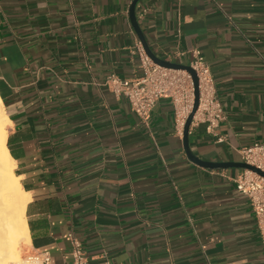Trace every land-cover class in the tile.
<instances>
[{
    "label": "crops",
    "instance_id": "1",
    "mask_svg": "<svg viewBox=\"0 0 264 264\" xmlns=\"http://www.w3.org/2000/svg\"><path fill=\"white\" fill-rule=\"evenodd\" d=\"M131 2L0 0V98L30 197L28 249L70 262L73 232L91 261L264 264L235 183L245 167L191 160L169 97L145 123L109 83L143 73ZM136 14L158 56L188 64L197 47L211 66L225 117L215 133L191 125V151L243 161L239 148L264 140V0H139Z\"/></svg>",
    "mask_w": 264,
    "mask_h": 264
},
{
    "label": "built area",
    "instance_id": "2",
    "mask_svg": "<svg viewBox=\"0 0 264 264\" xmlns=\"http://www.w3.org/2000/svg\"><path fill=\"white\" fill-rule=\"evenodd\" d=\"M179 29V28H178ZM139 42L143 73L132 78H109L114 92L124 94L132 109L141 120L148 123L151 112L161 97H169L174 104L175 129L183 136L186 121L195 103V85L191 72L183 67H172L155 62ZM181 51H178L180 54ZM192 58L188 63L197 74L199 103L193 114L191 125L205 124L209 133H215L220 121L225 117L224 108L218 97L214 75L210 64L197 47L191 49ZM218 140H223L218 137ZM243 161L264 170V140L239 148ZM236 188L246 194L257 216V224L264 241V176L245 167L235 178ZM72 261L54 262L49 250H30L19 264H112L109 260L91 261L84 250L83 242L70 232ZM116 264H137L120 262Z\"/></svg>",
    "mask_w": 264,
    "mask_h": 264
},
{
    "label": "bare ground",
    "instance_id": "3",
    "mask_svg": "<svg viewBox=\"0 0 264 264\" xmlns=\"http://www.w3.org/2000/svg\"><path fill=\"white\" fill-rule=\"evenodd\" d=\"M9 122L0 98V264H18L22 256L20 240L25 244L30 241L25 218L30 197L14 172V162L7 148Z\"/></svg>",
    "mask_w": 264,
    "mask_h": 264
},
{
    "label": "water",
    "instance_id": "4",
    "mask_svg": "<svg viewBox=\"0 0 264 264\" xmlns=\"http://www.w3.org/2000/svg\"><path fill=\"white\" fill-rule=\"evenodd\" d=\"M139 0H132L131 4H130V8H129V15H130V19L131 22L137 32V34L140 37L141 43L143 45V48L145 50V52L157 63H160L162 65H166V66H172V67H183L188 69L192 76H193V80H194V85H195V103H194V107L192 112L190 113L186 124H185V129H184V134H183V143H184V147L186 150L187 155L189 156V158L193 161H195L196 163L206 166V167H226L229 165H241L250 169H253L257 172H259L260 174H262L264 176V170H262L261 168L250 164L246 161H240V162H234V161H213V160H206L203 158H200L199 156H197L196 154H194L191 151V148L189 146V130H190V124H191V120L193 117L194 112L196 111L197 107H198V103H199V87H198V77L196 72L194 71L193 68H191V66L189 64H185V63H181V62H176V61H171L165 58H162L160 56H158L156 53H154L152 51V49L150 48L145 35L142 31V28L139 24L138 18H137V14H136V4Z\"/></svg>",
    "mask_w": 264,
    "mask_h": 264
},
{
    "label": "rangeland",
    "instance_id": "5",
    "mask_svg": "<svg viewBox=\"0 0 264 264\" xmlns=\"http://www.w3.org/2000/svg\"><path fill=\"white\" fill-rule=\"evenodd\" d=\"M20 222H17V225H18V228H20V224H19ZM22 243V244H21ZM20 246H21V249H22V256H21V258H20V260H19V262H18V264L20 263V262H22L23 261V258H24V256L30 251L29 249H28V247H27V245L24 243V241L21 239L20 240ZM24 248V249H23Z\"/></svg>",
    "mask_w": 264,
    "mask_h": 264
}]
</instances>
